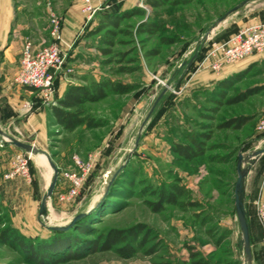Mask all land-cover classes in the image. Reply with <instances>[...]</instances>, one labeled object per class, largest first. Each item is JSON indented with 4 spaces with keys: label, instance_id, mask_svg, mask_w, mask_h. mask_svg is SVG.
<instances>
[{
    "label": "rangeland",
    "instance_id": "obj_1",
    "mask_svg": "<svg viewBox=\"0 0 264 264\" xmlns=\"http://www.w3.org/2000/svg\"><path fill=\"white\" fill-rule=\"evenodd\" d=\"M116 1L123 5L128 0ZM242 1L160 0L157 8L142 3V7H135L143 11L141 15L123 17L118 28L109 26L89 36L99 23V17H95L94 23L81 31L80 36H85L82 56L80 62L71 65L68 76L75 68L82 67L88 81L111 77L138 86L128 95H109L86 105L95 120L105 123L100 128L81 127L67 133L54 124L49 125L48 144L38 139L34 145L26 143L37 149V153L30 154L8 142V137L19 140L17 136L21 135L0 120V130L5 134L0 136V162H9L4 174L10 171V161L16 154L28 157L30 174L29 182L21 177L4 180L3 174L4 181L41 185L45 193L52 169L49 164L43 168L37 165L36 155L49 158L59 173L74 172V157L92 162V169L76 198L59 201L58 196L66 194L70 186L65 181L66 185H60L57 194L48 200V220L42 218L46 226L67 224L75 215L90 209L109 185L114 187L112 195L102 202L100 213L94 216L91 234L79 235L88 243L81 256L58 264H191L196 261L244 264L234 212L235 169L239 154L245 157L264 147V134L255 131L257 120L264 113V95L254 94L241 102L227 104L228 99L251 87L252 80L243 75L234 78L229 88H221L222 95L214 88L193 90L189 86L190 77L201 61H195L201 48L205 49V55L212 43L227 40L243 25L264 21V0L250 1L222 18ZM33 7H27L30 10L23 15V21L35 18L42 28L40 32L44 37L48 34L50 40L49 15L61 18V14L53 11L54 8L49 13L34 14ZM131 10H120L117 15ZM107 29L115 32L112 46L105 42L109 39ZM26 41L31 43L30 37H25L22 46ZM38 49L33 47L35 51ZM107 49L109 53L104 54ZM18 58L17 72L20 53ZM54 87L57 91L56 83ZM32 101L40 102L37 94ZM26 102L32 104L30 101L20 104L21 118L34 111L33 104L30 112L21 111ZM242 116L250 119L241 128H219L225 121ZM192 136H198L204 143V152L185 160L173 152V144L189 145L188 139ZM254 164L245 180L244 200L251 226H254L257 197L251 195L255 185H246V181L252 175ZM175 183L184 186L190 193V201L198 206L181 209L163 203L160 211L152 210L148 204L159 203L158 192L154 190ZM7 214L0 212L6 218ZM135 227L144 229L136 240L129 239L115 247L134 248L132 257H121L114 250L91 251V243L99 234ZM260 239V232L251 235V264H264ZM0 264L31 263L19 251L0 243Z\"/></svg>",
    "mask_w": 264,
    "mask_h": 264
},
{
    "label": "crops",
    "instance_id": "obj_2",
    "mask_svg": "<svg viewBox=\"0 0 264 264\" xmlns=\"http://www.w3.org/2000/svg\"><path fill=\"white\" fill-rule=\"evenodd\" d=\"M139 0H128L121 5L126 10L138 6ZM33 4V5H32ZM29 6H34V14L49 13L54 10L61 14L62 37L66 43L72 45L68 52V63L71 65L80 62L84 48L85 36L81 37L84 27L94 23V20L84 26V18L79 11L77 0H0V120L5 127L12 126L21 136L19 141L34 145L40 140L47 145L49 138V125L54 123L50 108L41 102L32 101L35 98L34 91L19 87L13 83L16 74L17 60L25 37H30L34 49L49 43L48 34L45 37L40 32L37 20L23 21V15L28 13ZM28 7V8H27ZM30 13V11H29ZM38 13V14H39ZM202 61V59H201ZM190 77V87L193 90L214 88L217 84L234 79L239 75L252 80L251 87H261L258 95H264V54H254L243 60L224 65L218 73L202 66L198 67ZM84 68H75L71 76L56 78L57 97H61L70 84L78 85L88 82ZM250 87V88H251ZM35 94V95H34ZM30 101L34 105V111L21 118L18 114L20 104ZM30 137V139H29ZM8 161L0 162V209L7 214L11 225L26 237L47 235L46 225L39 216V205L44 195L41 185H19L17 180L4 181L2 175L9 168ZM37 164V163H36ZM251 177L246 185H255L252 197H260L264 200V153L260 155L250 171ZM60 185H66L65 180L59 178L54 194ZM247 192V190H246ZM254 226H251V235L260 232V226L253 215Z\"/></svg>",
    "mask_w": 264,
    "mask_h": 264
},
{
    "label": "trees",
    "instance_id": "obj_3",
    "mask_svg": "<svg viewBox=\"0 0 264 264\" xmlns=\"http://www.w3.org/2000/svg\"><path fill=\"white\" fill-rule=\"evenodd\" d=\"M164 1V0H161ZM142 3H146L153 8H157L160 5V0H142ZM120 10H125L116 0L109 1V7L95 15L99 17V23L95 29L89 32V36L99 34L109 26L118 28L119 22L123 17H130L131 15H141L142 10L135 9L129 12H123L121 16H118ZM89 27L91 26L88 25ZM88 27V28H89ZM109 39L105 42L112 46V38L115 32L107 29L106 31ZM204 48H201L200 55L195 57V61H199L204 56ZM104 54H108L109 50H104ZM194 62L190 67H192ZM122 70V69H121ZM233 79L221 82L217 84L214 89L222 95L221 88H229L232 86ZM56 83V80L55 82ZM138 89L135 84L124 83L119 80H114L111 77H104L99 80H91L84 84L73 85L70 84L66 87L63 95L57 97V91L55 92L56 105L49 107L51 115L54 119L56 126L60 127L62 131L70 133L78 128L83 127L86 130H93L104 126V122L95 120L89 113L86 105L97 103L104 100L109 95H128ZM56 90V89H55ZM261 87H251L246 91L236 95L233 98L227 100V104H234L243 101L247 96L258 94L261 91ZM250 116H242L233 118V123L228 120L219 126V128H241L248 120ZM204 139L207 135L202 136ZM189 145L173 144V152L185 160H192L204 152V143L198 139V136H192L189 139ZM59 171V170H58ZM114 190L113 185H109L105 195L100 202L89 210L83 217L77 219L72 226L65 231H53L46 227L47 236H34L26 237L21 235L10 223L6 215H0V243L7 245L17 251L31 264H58L65 261H70L79 258L82 251L88 244L83 240L80 234H91V224H94V216L98 213V210L102 206V202L106 201L109 196L112 195ZM158 192L159 203L151 204L148 206L155 211L161 210V204L165 203L171 206H176L181 209L188 207H197L198 204L190 201V193L184 186L179 183L170 185L168 188H162L154 190ZM186 200V202H185ZM246 211L248 227L250 232L251 242V222L250 216ZM1 212V209H0ZM6 218V219H5ZM144 229L141 227H135L133 229L117 230L111 229L104 234H99L95 241L91 243V251H111L114 250L119 256L124 258H130L135 253V249L130 246H124L115 249V247L126 243L129 239L136 240V238L142 233ZM148 234V231H147ZM80 235V236H79ZM148 236V235H147ZM264 247V246H263ZM194 257L195 255H191ZM191 264H204L201 261L192 262Z\"/></svg>",
    "mask_w": 264,
    "mask_h": 264
},
{
    "label": "built area",
    "instance_id": "obj_4",
    "mask_svg": "<svg viewBox=\"0 0 264 264\" xmlns=\"http://www.w3.org/2000/svg\"><path fill=\"white\" fill-rule=\"evenodd\" d=\"M110 0H78L79 11L84 18V26L91 23L95 15L109 7ZM138 5L142 7V0ZM50 43L37 51L26 41L20 51V68L13 82L15 85L30 89L38 95L42 105H56L54 82L57 77L71 74L68 52L72 45L62 37V20L54 14L49 15ZM254 54H264V21L247 23L240 27L227 40L212 43L198 67H206L218 73L224 65L243 60ZM33 105L23 103L21 111L26 114ZM255 131L264 134V113L257 120ZM264 141V140H262ZM74 172L59 173V178L69 183L66 194L58 196L59 201H71L76 198L91 169V160L82 161L73 158ZM10 171L4 174V180L21 177L30 181L28 157L16 154L10 161ZM255 216L261 230L260 244L264 246V200L257 198Z\"/></svg>",
    "mask_w": 264,
    "mask_h": 264
},
{
    "label": "water",
    "instance_id": "obj_5",
    "mask_svg": "<svg viewBox=\"0 0 264 264\" xmlns=\"http://www.w3.org/2000/svg\"><path fill=\"white\" fill-rule=\"evenodd\" d=\"M253 0H243L239 4L235 5L232 9H230L222 18H225L227 15L237 11L241 7H243L245 4L249 3ZM165 91H163L159 97L156 99L155 104L159 100V98L162 96V94ZM5 134L0 130V136H4ZM8 142L18 148L24 151L25 153H37V149L29 144L23 143L19 140L13 139L8 137ZM264 153V147L261 149H256L255 151L251 152L249 155L243 157L242 154H239L237 157L236 162V181L234 184V212L237 220V226L238 231L240 235L239 240V246L240 250L242 251L244 255V264H251L252 262V252H251V242H250V232L248 227V221L246 216V211L244 207V200H245V180L247 177V174L251 168V166L254 164L255 159L258 158V156L262 155ZM47 162L49 166L52 169V176L50 178V182L48 183L46 192L41 198L40 205H39V216L43 218L44 220L47 219V202L52 197L53 190L56 187L58 178H59V171L56 168V166L51 162L49 158H47ZM244 164H246V167H244ZM106 191L101 194L100 198L93 204V206L88 209L86 212H81L77 215H75L67 224L65 225H53V226H46L50 230L53 231H65L70 226L74 224V222L79 219L80 217H83L89 210H91L97 202L101 200V198L105 195Z\"/></svg>",
    "mask_w": 264,
    "mask_h": 264
},
{
    "label": "bare ground",
    "instance_id": "obj_6",
    "mask_svg": "<svg viewBox=\"0 0 264 264\" xmlns=\"http://www.w3.org/2000/svg\"><path fill=\"white\" fill-rule=\"evenodd\" d=\"M35 161H36V163H37V165H39L40 167H48L47 165H48V162H47V160H46V158L43 156V155H40V154H38V155H36V157H35ZM44 173V172H43ZM49 174V173H48ZM46 179V178H45ZM48 179H49V177H48ZM48 179H46L47 181H49ZM49 218V217H48ZM48 220V219H47Z\"/></svg>",
    "mask_w": 264,
    "mask_h": 264
}]
</instances>
